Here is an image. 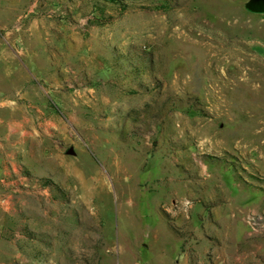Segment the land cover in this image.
<instances>
[{
	"label": "rangeland",
	"instance_id": "obj_1",
	"mask_svg": "<svg viewBox=\"0 0 264 264\" xmlns=\"http://www.w3.org/2000/svg\"><path fill=\"white\" fill-rule=\"evenodd\" d=\"M247 1L0 0V264H264Z\"/></svg>",
	"mask_w": 264,
	"mask_h": 264
},
{
	"label": "water",
	"instance_id": "obj_2",
	"mask_svg": "<svg viewBox=\"0 0 264 264\" xmlns=\"http://www.w3.org/2000/svg\"><path fill=\"white\" fill-rule=\"evenodd\" d=\"M245 8L250 13L264 15V0H248Z\"/></svg>",
	"mask_w": 264,
	"mask_h": 264
},
{
	"label": "trees",
	"instance_id": "obj_3",
	"mask_svg": "<svg viewBox=\"0 0 264 264\" xmlns=\"http://www.w3.org/2000/svg\"><path fill=\"white\" fill-rule=\"evenodd\" d=\"M105 1H107V2H111V3H121L123 0H105Z\"/></svg>",
	"mask_w": 264,
	"mask_h": 264
}]
</instances>
